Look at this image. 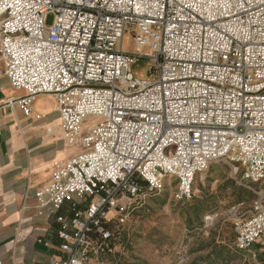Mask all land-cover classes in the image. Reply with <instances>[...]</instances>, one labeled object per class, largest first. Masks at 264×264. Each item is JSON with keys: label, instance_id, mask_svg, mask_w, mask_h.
I'll use <instances>...</instances> for the list:
<instances>
[{"label": "built area", "instance_id": "built-area-1", "mask_svg": "<svg viewBox=\"0 0 264 264\" xmlns=\"http://www.w3.org/2000/svg\"><path fill=\"white\" fill-rule=\"evenodd\" d=\"M0 56L24 91L2 106L30 116L53 96L65 142L84 150L54 161L36 192L62 241L47 264H96L112 222L168 178L192 199L215 162L258 196L234 218L236 248L264 237V0H0Z\"/></svg>", "mask_w": 264, "mask_h": 264}, {"label": "rangeland", "instance_id": "rangeland-1", "mask_svg": "<svg viewBox=\"0 0 264 264\" xmlns=\"http://www.w3.org/2000/svg\"><path fill=\"white\" fill-rule=\"evenodd\" d=\"M121 45L127 51L135 49L129 35ZM134 70L145 76L144 62ZM70 147L73 154L84 151L79 145ZM236 176L229 164L212 163L203 178L196 179L194 197L186 201L175 199L176 181H166L160 193L148 196L124 222L110 224L112 237L96 264H258L251 252L235 246L234 218L258 199L254 190L240 183V172ZM254 187L264 191V181ZM234 206H239L237 211ZM211 212L219 217L205 228L204 216Z\"/></svg>", "mask_w": 264, "mask_h": 264}, {"label": "crops", "instance_id": "crops-1", "mask_svg": "<svg viewBox=\"0 0 264 264\" xmlns=\"http://www.w3.org/2000/svg\"><path fill=\"white\" fill-rule=\"evenodd\" d=\"M23 93L12 86L0 56V264H47L62 256V241L57 211L41 208L36 192L50 183L54 161L75 154L64 140L53 96L39 95L30 116L2 106ZM248 251L264 264V237Z\"/></svg>", "mask_w": 264, "mask_h": 264}, {"label": "trees", "instance_id": "trees-1", "mask_svg": "<svg viewBox=\"0 0 264 264\" xmlns=\"http://www.w3.org/2000/svg\"><path fill=\"white\" fill-rule=\"evenodd\" d=\"M110 239H111V238H110ZM110 239H109V240H110Z\"/></svg>", "mask_w": 264, "mask_h": 264}]
</instances>
